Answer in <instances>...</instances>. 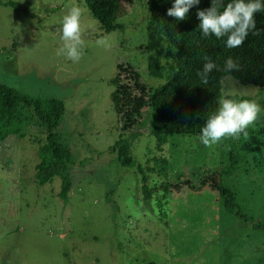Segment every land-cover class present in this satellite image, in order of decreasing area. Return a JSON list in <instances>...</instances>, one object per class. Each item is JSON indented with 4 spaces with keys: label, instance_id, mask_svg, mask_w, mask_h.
I'll list each match as a JSON object with an SVG mask.
<instances>
[{
    "label": "rangeland",
    "instance_id": "obj_1",
    "mask_svg": "<svg viewBox=\"0 0 264 264\" xmlns=\"http://www.w3.org/2000/svg\"><path fill=\"white\" fill-rule=\"evenodd\" d=\"M0 84L32 97L61 99L57 131L74 160L68 201L57 196L60 179L34 183L41 128L27 121L24 137L0 140V264H264V233L227 214L216 192L199 188L218 179L236 144L242 165L220 179L235 190L241 212L264 221V88L221 80L223 97L261 105L248 126L251 136L225 137L205 147L197 135L173 134L164 144L148 129L121 132L117 113V64L135 68L143 82L163 83L147 69V10L143 0H120L123 30L104 33L83 0H0ZM81 9L83 55L77 62L57 55L63 46L59 21L73 5ZM134 132V133H132ZM123 137L155 187L147 203L135 167L122 166L111 151ZM188 183L192 188H188ZM170 189L164 191L163 185ZM181 186V188H179Z\"/></svg>",
    "mask_w": 264,
    "mask_h": 264
},
{
    "label": "trees",
    "instance_id": "obj_2",
    "mask_svg": "<svg viewBox=\"0 0 264 264\" xmlns=\"http://www.w3.org/2000/svg\"><path fill=\"white\" fill-rule=\"evenodd\" d=\"M83 1L91 15L98 20L102 32L123 30V26L117 22L123 15L120 0ZM227 2L223 0V3ZM0 3L10 5L9 2ZM143 5L148 17L147 41L138 48L148 54L147 69L150 75L159 77L164 71L157 56L165 60L169 75L163 83L151 86L141 80L131 65L123 62L117 64V113L121 132L146 128L161 144L173 134L198 135L208 115L217 108L218 100L223 98V77L230 76L242 86L264 88V11L254 14L259 33H249L239 46L228 49L224 47L225 38L217 40L211 35L202 37L197 26L196 10L207 8L210 0H200V4L190 8L183 20L166 15L171 0H143ZM205 55L213 60L219 70H213L207 83H202L196 72L201 69ZM229 56L238 63V70L225 73L224 62ZM25 109L31 110L27 121L32 120L44 132V139L36 151L38 161L34 167V183L43 186L59 178L57 196L66 203L72 187L70 169L74 160L65 147L62 134L57 131L64 116V103L57 98L32 97L0 84V140L11 134L24 137L20 124ZM246 132L247 135H240L237 141L256 133L249 127ZM258 134H264V129ZM129 146V140L120 137L110 149L117 153L122 166L136 168L140 175L141 195L147 203L157 188L148 186L144 167L131 156ZM227 156L228 163L218 172L219 178H204L197 189L209 188L216 192L224 211L233 215L239 225L251 224L254 230L264 233V221L245 216L236 202L235 190L220 183V179L231 177L242 165L243 157L235 143L228 149ZM161 189L168 191L170 186L165 184Z\"/></svg>",
    "mask_w": 264,
    "mask_h": 264
},
{
    "label": "clouds",
    "instance_id": "obj_3",
    "mask_svg": "<svg viewBox=\"0 0 264 264\" xmlns=\"http://www.w3.org/2000/svg\"><path fill=\"white\" fill-rule=\"evenodd\" d=\"M200 4V0H171L166 15L183 20L189 9ZM264 11V0H210L207 8L196 10L198 28L202 37L214 36L224 39V47L231 49L239 46L249 33L257 35L254 14ZM81 9L75 4L60 17L59 32L63 46L57 49V55L77 62L83 55V41L80 28ZM203 64L196 75L202 83H207L209 74L219 70L213 60L205 55ZM238 70V63L229 56L225 59L223 71L231 73ZM261 105L250 99L229 98L218 100V106L210 113L201 126L196 139L205 147L217 144L222 138H238L247 135L246 129L258 118Z\"/></svg>",
    "mask_w": 264,
    "mask_h": 264
}]
</instances>
